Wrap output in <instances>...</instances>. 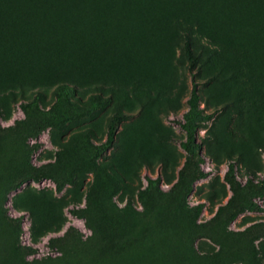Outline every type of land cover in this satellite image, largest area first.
<instances>
[{
  "label": "rangeland",
  "instance_id": "rangeland-1",
  "mask_svg": "<svg viewBox=\"0 0 264 264\" xmlns=\"http://www.w3.org/2000/svg\"><path fill=\"white\" fill-rule=\"evenodd\" d=\"M0 264H264V0H0Z\"/></svg>",
  "mask_w": 264,
  "mask_h": 264
},
{
  "label": "trees",
  "instance_id": "trees-1",
  "mask_svg": "<svg viewBox=\"0 0 264 264\" xmlns=\"http://www.w3.org/2000/svg\"><path fill=\"white\" fill-rule=\"evenodd\" d=\"M185 51H186L187 56L190 59V64H191L190 67L192 68L195 65V57L193 56L189 38H187L186 40ZM194 76H195V73L192 72V77ZM198 86H199L198 82L193 79L191 95L188 99L189 110L185 113L186 121L181 123L182 128L187 132L188 138L191 141H193L194 139L195 128H196V125L193 122H191V118L193 116H198L202 119L208 120L213 117V113L204 115L201 108L198 105L199 98H200ZM122 117L123 116L118 114L112 118L110 126H109V130H108V134H107V139L105 142V149H108L113 146L118 124L121 122ZM185 147L187 146L185 145Z\"/></svg>",
  "mask_w": 264,
  "mask_h": 264
}]
</instances>
